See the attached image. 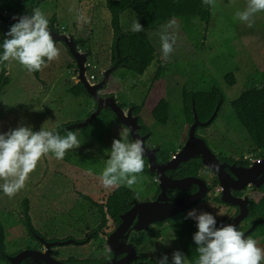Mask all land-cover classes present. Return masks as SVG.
Returning a JSON list of instances; mask_svg holds the SVG:
<instances>
[{"label": "rangeland", "instance_id": "obj_1", "mask_svg": "<svg viewBox=\"0 0 264 264\" xmlns=\"http://www.w3.org/2000/svg\"><path fill=\"white\" fill-rule=\"evenodd\" d=\"M79 1L43 0L37 9L41 10L49 21L55 14L59 16L56 27L60 32L64 30L73 34V27L79 22V17L82 20L79 28L81 36L89 38L88 30L93 31L94 36L89 38V45L93 55L98 52L99 60L90 61L92 55L88 56L91 64L87 74L96 76L98 81L104 69L100 67L111 66V63L106 61L100 62L105 55L101 53L100 42L105 45L110 36L109 29L112 30V26L107 25L108 22L105 21L103 9L108 10L105 6L106 0H95L96 7L102 14L95 15L91 28L89 20H92V17L84 14L82 17L79 16ZM246 5L247 0H215L214 7L211 6L212 17L208 25L197 18L191 21L175 19L159 25L149 31V34L152 31L149 38L157 50V59L143 76H137L121 67L112 74L124 87V91L114 93L116 100L124 104L125 108H129L131 104L144 106L141 119L152 133L149 146L160 144L162 150L170 152L180 149L187 135L182 90L208 92L217 87L224 96L221 108L210 125L199 128L198 135L207 141L209 148L216 155L223 158H228V155L239 160L246 159V156L253 159L262 157L263 153L253 149L251 140L231 104L244 91L264 84V11L255 14L252 18V27H248L235 18V13L244 10ZM126 14L121 17V27L131 28V26L127 28L126 25L128 16L141 23L140 17L131 11H126ZM9 15L11 14H6L7 17ZM7 27L5 21L0 22V36ZM165 28L170 42L174 40L173 50L167 56L162 55L160 47V34ZM82 37L79 38L83 39ZM57 44L56 47L59 46ZM78 47L82 50L79 43ZM103 51L105 53V50ZM57 62L60 63L54 77L50 78L44 72L40 77L42 83L19 63L9 61L10 83L0 98V132L21 124L31 125L34 131L40 130L41 127L51 130L50 126L46 125L49 120H57L63 116L62 120L65 123L81 122L84 120L81 114L86 113L87 117L95 108L94 100L90 96L81 94L76 97L69 93L67 84L72 78L70 70L76 69L75 63L70 65L63 63L60 52L55 59V63ZM159 66L160 78L154 80ZM61 73L62 80L67 82L66 84L62 81L63 88H60ZM229 73H233L236 78V84L233 86H229L224 80L225 75ZM122 75L126 77V81L121 79ZM45 80L48 81L49 87L45 85ZM161 98L166 99L169 105V120L165 126L155 122L151 115L153 107ZM106 114L108 112L104 110L101 115ZM99 123L101 122H94L92 128L97 131ZM80 132V129H75L76 134L79 135ZM63 134L65 133H61ZM106 135V142H97L95 138L83 139L79 136L81 146L68 150L63 160H57L51 153L41 157L36 168L29 173L24 187L15 196L9 198L0 192V221L5 229V254L13 256L26 249H41L42 243L39 242V238L47 241L67 239L81 241L97 228L101 222L97 203H105L108 195L119 187L104 188L99 180L98 173L107 159L104 150L110 148L113 138L131 142L120 126H114L113 132L110 134L107 132ZM0 183L3 181L0 180ZM156 185L151 175L146 172L138 174V181L133 186V190L137 192V201L152 198L157 191ZM24 200L29 202V216L36 231H30L27 226ZM195 209L198 213L200 211L222 213L217 219L224 216L230 218L234 212L223 205L218 207L213 201L202 203ZM108 220L107 227L99 238L84 245L70 243L56 246L57 248L52 250V255L68 261H85L106 256L104 244L106 234L114 231L116 227L110 218ZM153 228L161 233L160 238L154 237L150 230L133 234V238L131 237L132 244L141 254H147L149 258L167 254L170 260L174 250L182 251L176 239L169 240L173 232L167 225L162 227L154 225ZM257 236V246L264 249V235L258 233ZM0 264L6 262L0 260Z\"/></svg>", "mask_w": 264, "mask_h": 264}, {"label": "trees", "instance_id": "obj_2", "mask_svg": "<svg viewBox=\"0 0 264 264\" xmlns=\"http://www.w3.org/2000/svg\"><path fill=\"white\" fill-rule=\"evenodd\" d=\"M42 1L43 0H0V8L7 13L25 14L28 13L31 8L37 9ZM105 6L111 14V26L113 30L111 64L113 65L117 61V53L119 52L120 58H122L119 67L129 70L137 76H143L148 67L153 63L154 60L157 59V50L149 38L150 30L165 22L175 19L191 21L197 18L201 22L208 25L212 17L211 6L205 4L203 0H106ZM126 11H131L133 14L140 17L141 24L144 26L143 31L139 33H133L132 31H125L122 29L121 15ZM49 24H54L55 30L58 31V28L56 27V16H53L50 19ZM8 29L9 28L7 27L5 32ZM78 43L79 45H84L85 41L79 38ZM87 54L88 56L92 55L90 50H87ZM8 64L9 62L0 64V98L3 95L5 88L10 83V78L7 74ZM40 71L34 72L33 74L36 80L42 82L40 78ZM160 73L161 67L159 66L154 80L160 78ZM125 78V76H121V79L125 80ZM224 80L229 86L236 84V78L233 73L226 74ZM154 84L155 82L153 81L152 85ZM101 91L102 95L109 96L114 95V93L117 91H124V87L118 80L111 76L106 87ZM69 93L76 97L81 96V94L89 96L81 83H78L74 87L70 88ZM182 94L187 131L194 120L193 107L199 120L205 122L212 116L218 103H220L221 108V103L224 100L222 92L217 87H213L208 92L183 89ZM231 104L239 122L251 140L253 149L264 154V87L260 88V86H254L244 91L240 97L234 100ZM131 105H135V113L140 116L139 123L143 125L141 133H151V131L145 127L141 119V112L144 106L136 104ZM121 106L125 108L124 104H121ZM95 109L96 103L95 108L91 112H93ZM104 110L107 111L108 114L102 116L101 114ZM91 112H89L88 115ZM151 115L153 120L159 125H167L169 120V105L167 100L164 98L159 99L156 105L153 107ZM96 121L101 122L97 126V131L92 128V124ZM70 124L71 122L62 124L57 127L56 131L60 134L64 133V130H61ZM114 126H120L126 130V128L117 120L115 114L110 109H103L100 115L97 116V118H95L91 124H89L86 128L80 129L81 132L79 135L77 134V137L80 136L83 139L95 138L97 142H106V133L108 132V134H110L113 132ZM72 131L75 132V130ZM127 136L131 140L128 132ZM171 156L172 154L168 152H165L161 155V157L164 159H168ZM144 161L145 167L143 172L150 174L148 171L147 160L145 158ZM194 161L190 162V165L185 166L182 171V175L198 174L202 165L200 161ZM136 198L137 192L135 190H130L125 186H119L108 195L105 203H97L101 222L94 231L87 234L86 238L84 240L78 241L77 244H88L93 239L99 238V236L104 233V229L107 227L109 221L108 218H110L117 227L120 222V215L132 206V203ZM28 206L29 202L24 200L23 207L27 226L30 231H36L30 220ZM249 211V217L262 220L264 219V184L258 190L253 192ZM186 213L187 212L180 213L164 222L156 223L155 225L159 227L167 225V227L172 232H174L176 241L185 254L188 263L193 264L197 257V253L195 251V244L192 241V235L197 229L195 220L192 218L185 219ZM257 230L259 233L264 235V221L258 223L256 231ZM150 231L154 237H161V233L156 229L151 227ZM109 234H106V236L108 237ZM249 238L255 239L252 234L249 235ZM4 240L5 229L3 223L0 221V260H3L6 262V264H9L2 254L5 252ZM108 255L111 256V254ZM160 256L162 255L159 254L156 258H149L147 254H140L139 259L134 261L132 264H156V261ZM96 261L98 260H70L68 262H77L83 264V262L94 263Z\"/></svg>", "mask_w": 264, "mask_h": 264}, {"label": "clouds", "instance_id": "obj_3", "mask_svg": "<svg viewBox=\"0 0 264 264\" xmlns=\"http://www.w3.org/2000/svg\"><path fill=\"white\" fill-rule=\"evenodd\" d=\"M203 2L213 7L215 4V0ZM262 11L264 0H247L245 9L237 11L235 18L252 27V18ZM12 20L14 22L9 29L0 36V64L16 61L29 73H34L59 56V49L49 29V18L41 10L34 8L28 13L14 15ZM130 30L139 33L144 26L139 20H134ZM160 41L162 55L167 56L173 50L174 40L170 42L166 28L160 34ZM75 71L74 74L77 69ZM128 131L126 129L125 134ZM64 133L61 135L55 129L42 127L34 131L31 125L24 124L0 132V180L3 181L0 192L12 198L24 187L29 173L36 168L41 157L51 153L57 160H63L68 150L81 146L82 141L74 131L66 128ZM144 151L139 137L132 142L113 138L110 148L104 150L107 159L98 173L103 187L122 185L133 189L138 174L144 171ZM220 215L222 213L209 211L198 213L195 208L187 211L185 219L193 218L197 229L192 235L197 253L193 264H264V249L257 246V241L246 237L231 223H218ZM174 239L176 236L173 232L169 240ZM156 264H188V261L182 251L174 250L170 260L164 254Z\"/></svg>", "mask_w": 264, "mask_h": 264}, {"label": "water", "instance_id": "obj_4", "mask_svg": "<svg viewBox=\"0 0 264 264\" xmlns=\"http://www.w3.org/2000/svg\"><path fill=\"white\" fill-rule=\"evenodd\" d=\"M32 9L33 8H31L30 11ZM6 14L7 12L0 8V22L2 23L5 21L6 26L9 27L14 22L12 17L19 14L10 13L11 15L8 17ZM49 29L52 33L54 43H62L65 45L69 55L75 62V67L77 69L75 77L78 83L83 85L86 92L96 103V109L91 112L86 119L81 122L70 124L64 129H83L91 124L95 118L100 115L103 109H110L115 114L117 120L129 130L128 134L132 141L137 139V137L142 140L145 149L143 157L147 159L149 170L156 173L159 181L160 193L155 200L137 201V199H135L132 206L120 215L119 224L104 242L107 250L106 255L112 254L111 258L97 264H132L140 257L137 247H135L131 241L133 234L147 232L151 229L153 224L163 222L181 212H185L194 204L206 199L209 187L203 179L186 177L176 180L165 174V171H173L181 164L194 158H200L202 165L216 175L221 189V202L240 208L239 213L233 220L231 222H226L235 225L238 229L240 222L247 217L249 213V200L247 194L243 197H237L232 193V190H241L248 185L258 188L264 183V157L252 158L253 160L251 159V163L248 166H237L236 163L228 165L222 162V160L209 148L205 139L197 136L196 130L198 127L208 126L215 119L220 108V103L217 104L212 116L205 122L199 120L193 107L194 120L189 127L186 142L168 162L160 164L156 159L157 150L150 149L146 144L148 135L142 136L140 133L142 125L139 124L140 116L135 113V107L123 108L114 95L104 96L101 94V90L106 87L111 75L119 68L122 61L120 53H117L118 59L113 65L101 71V79L92 81L87 74L89 69L88 54L78 47V39L68 32H57L54 24H49ZM263 87L264 84L260 86V88ZM192 183L199 185V191L197 193L186 198L179 197L177 199H172L169 197V191L187 190L188 185ZM257 224L258 223L255 222L251 228L245 232L246 237ZM39 242L44 245L42 251L30 248L13 256L2 253L3 257L9 264H76L66 263L52 255L53 247L78 243L75 239L47 241L43 238H39Z\"/></svg>", "mask_w": 264, "mask_h": 264}, {"label": "flooded vegetation", "instance_id": "obj_5", "mask_svg": "<svg viewBox=\"0 0 264 264\" xmlns=\"http://www.w3.org/2000/svg\"><path fill=\"white\" fill-rule=\"evenodd\" d=\"M114 96H115V94H114ZM115 97H116V96H115ZM94 103H95V102H94ZM119 104H120V103H119ZM121 104H122V103H121ZM121 104H120V105H121ZM130 107H131V106H130ZM139 124H140V123H139ZM140 125H142V124H140ZM206 127H207V126H206ZM198 128H204V127H198ZM198 128H197V129H198ZM142 129H143V125H142ZM142 129H141V130H142ZM141 130H140V133H141ZM198 130H199V129H198ZM198 130H196V134H197V136H199V135H198ZM188 131H189V129H188ZM188 131H187L186 139H184L183 142L181 143L180 149L182 148V146L184 145V143H185L186 140H187V137H188ZM141 135H142V136L148 135V138L146 139V144H147V146H148L150 149H156V150H157V152H156V159H157V162L160 163V164H164L165 162H168V161L172 158V156H173L178 150H180V149H178V150H176L175 152H170V151L162 150L160 144L157 145V146L151 147V146H149V142H150L149 140H150V138H151V136H152V133H147V132H146V133H141ZM199 137H201V136H199ZM201 138H203V137H201ZM203 139H204V138H203ZM205 141H206V140H205ZM206 142H207V141H206ZM207 145H208V144H207ZM208 146H209V145H208ZM165 152L171 153L172 156H171L170 158H168V159H164V158H162L161 155H162L163 153H165ZM262 155H264V154H262ZM217 156L222 160V162H225V163H227L228 165H232V164L236 163L237 166H248V165L251 163V159H252V158H250V159H242V160H239V159H237V158H232L230 155L227 156L228 158H223V157H221L220 155H217ZM260 157H261V156H260ZM263 157H264V156H262V158H263ZM145 159H146V158H145ZM146 160H147V159H146ZM194 160H195V161H194ZM197 160L200 161V163H201V165H202V162H201V159H200V158H194V159H190V160L187 161L186 163L181 164L177 169H174L173 171H172V170H167V171H165V174H166V176H168V177L171 176L173 179H176V180H178V179H183V178H186V177H197V178H201V179H203V180L205 181V183L207 184V186L209 187V190H208V192H207V197H206V199H203V200L199 201L198 203L194 204V205H193L192 207H190L189 209H191V208H195L196 206H198V205H200V204H202V203H207V202L213 201V202H215V203L218 205V207H220V206L223 205V206H225V208H227V209H232V210H234V212H233V214H232V216H231L230 218H226V216H224V218H222V219H218V222H219V221L231 222V221L233 220V218L239 213L240 208L237 207V206H232V205L225 204V203H222V202H221V200H220V197H221V189H220V186H219V184H218V179H217L216 175H215L211 170L205 168V167L202 165V167L199 169V172H198L197 175H191V174H189V175H182V171H183V169L185 168V166L190 165V162H192V161L197 162ZM252 160H253V159H252ZM147 164H148V161H147ZM226 170H227V169H226ZM148 171H149V173H150L149 175H151V177L153 178V181H155V184H157V185H156V189H157V191H156V194H155L152 198L147 199V200H144V201H150V200L152 201V200H155V199L157 198L158 194L160 193L159 181H158V179H157L156 173L150 171V170H149V167H148ZM228 171H229V170H228ZM146 174H148V173H146ZM263 184H264V183H263ZM263 184H261V186H262ZM261 186H260V187H261ZM260 187L257 188V187H255V186H250V185H248V186L244 187V188L241 189V190H232V193H233L235 196H237V197H243L244 195L247 194V197H248V200H249V203H248V208H249L253 192L256 191V190H258ZM198 191H199V185H198V184H195V183H192V184H189V185H188L187 190H172V191H169V192H168V195H169V197L172 198V199H177V198H179V197H181V198H186V197H189V196H191V195L197 193ZM189 209H187V211H188ZM187 211H185V212H187ZM181 213H184V212H181ZM249 213H250V211H249ZM249 213H248L247 217H245V218L240 222L239 227H238V230H240V231H242V232H244V233L247 232L255 222L259 223V222H261L260 220H262V219H255L254 217H249ZM179 214H180V213H179ZM177 215H178V214H177ZM165 221H166V220H165ZM262 221H264V219H263ZM163 222H164V221H163ZM155 224H156V223H155ZM155 224H153V226H154ZM153 226H152V228H153ZM257 226H258V224H257ZM257 226H256V227L252 230V232L250 233V234H252V235L255 237L256 241H257V239H258V238H257V237H258L257 234L259 233L258 230L256 231ZM250 234H249V235H250ZM249 235H248L247 237H249ZM259 235H261V233H259ZM262 235H263V234H262ZM55 248H57V247H53L52 250L55 249ZM35 249H36V248H35ZM43 249H44V245L41 244V249H37V250H41V251H42ZM137 250H138V248H137ZM138 252H139V250H138ZM140 254H141V253L139 252V255H140ZM111 255H112V254H111ZM109 258H111V256H110V255H106V256L101 257V258L92 259V260H98V261H96V262H94V263H83V264H97V263L104 262V261L108 260ZM63 261H65L66 263H68V260H63ZM77 264H80V263H77Z\"/></svg>", "mask_w": 264, "mask_h": 264}, {"label": "crops", "instance_id": "obj_6", "mask_svg": "<svg viewBox=\"0 0 264 264\" xmlns=\"http://www.w3.org/2000/svg\"><path fill=\"white\" fill-rule=\"evenodd\" d=\"M78 6H79V16H81L82 17V15L84 14V15H86L87 17L88 16H90V18L92 17V20H89V28H91L90 27V25H93V21H95V15H101L102 14V12L100 11V10H98L99 8L98 7H96V2H95V0H80L79 1V4H78ZM103 11H104V15H105V21L106 22H108L107 23V25L109 24L110 25V27H111V14H110V12L108 11V10H105V9H103ZM124 15H127L126 14V12H124L122 15H121V17H123ZM54 16H56V14L54 15ZM53 17V16H52ZM89 18V19H90ZM128 23L126 24L127 25V28H129L130 26H131V24H132V22L135 20V19H133V17H131V16H128ZM58 19H59V16H56V21L58 22ZM76 26H78V27H76V26H74L73 28H74V35L73 34H71L70 32H68V33H70L71 35H73L75 38H79V37H82L81 36V31H80V26L82 25V20H81V18L79 17V22L78 23H76L75 24ZM56 26H58V24L56 23ZM122 26V25H121ZM125 31H131L130 29H126V28H124V27H122ZM62 30H63V28H61ZM110 30V36H109V38H108V42L105 44V45H102L103 43H101L100 42V46H101V53H103V54H105L102 58H101V60H100V62L102 63V62H104V61H106V62H108V63H111V55H110V53H111V48H112V42H113V30H111V28L109 29ZM63 32H66V31H64L63 30ZM152 32V31H151ZM151 32H150V34H151ZM88 37L89 38H92V36H94L93 34V31H91V30H88ZM150 34H149V36H150ZM83 38V37H82ZM89 38H83L84 40H86V42H85V44L84 45H81V48H82V50L83 51H85V52H87V50H90L91 52H93L91 49H90V45H89ZM59 45V46H58ZM57 48L58 49H60L59 50V52L61 53V57H62V61L64 60V62L63 63H65V64H68V65H70L71 63H75L74 62V60L72 59V57L69 55V53H68V51H67V49L65 48V46H61V44L60 43H58L57 44ZM103 50H105V53H104V51ZM106 57V59L104 60V58ZM93 60H99V57H98V52H96V55L94 54H92V56H91V59H90V61H93ZM89 61V60H88ZM90 61H89V64H91L90 63ZM58 63H60V62H57V63H55V59L53 60V61H51V62H48L47 64H46V66H44L42 69H41V71H40V77H41V74H43L44 72H45V74H47L50 78L55 74V72H56V69H57V66H58ZM100 64V63H99ZM74 66H75V64H74ZM106 65H104L103 67H100L101 69L102 68H107V67H105ZM71 71V73H72V78H70L69 79V82H68V84H67V82H64L63 80H62V73H61V77H59V80L61 81V84H60V88H63V86H62V81L64 82V83H66L67 85H69V89L70 88H72V87H74L75 85H77L78 84V81H77V79H76V74H74V72H75V69L72 71V70H70ZM60 76V75H59ZM112 76V75H111ZM54 77V76H53ZM56 77V76H55ZM61 78V79H60ZM46 81V84L45 85H47V87H49V83H48V81L47 80H45ZM43 86V85H42ZM52 86H53V84L51 85V88H52ZM44 87V86H43ZM43 91H44V89H43ZM51 100L49 99V102H50ZM79 111L81 112L82 111V107H80L79 108ZM86 113H82L81 114V117L83 118L84 117V119L86 118ZM63 117V116H62ZM62 117L61 118H59V119H57V120H54V119H52V120H49V122L46 124V125H48V127L50 126V128H51V130H53L54 129V127L56 128L57 126H59L60 124H63V123H65L63 120H62ZM59 121V122H58ZM60 121H62V122H60ZM76 121H78V120H76ZM81 121H83V119L81 120ZM71 122V121H70ZM79 122V121H78ZM57 123H58V125H57Z\"/></svg>", "mask_w": 264, "mask_h": 264}, {"label": "built area", "instance_id": "obj_7", "mask_svg": "<svg viewBox=\"0 0 264 264\" xmlns=\"http://www.w3.org/2000/svg\"><path fill=\"white\" fill-rule=\"evenodd\" d=\"M88 66H89V64H88ZM76 72V71H75ZM74 72V73H75ZM90 79L92 80V81H94L95 79H96V77L94 76V75H91L90 76ZM246 159H250V157L249 156H246Z\"/></svg>", "mask_w": 264, "mask_h": 264}]
</instances>
